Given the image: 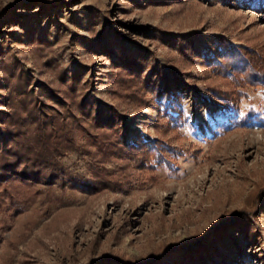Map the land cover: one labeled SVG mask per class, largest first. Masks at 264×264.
<instances>
[{
	"label": "rangeland",
	"instance_id": "374dc122",
	"mask_svg": "<svg viewBox=\"0 0 264 264\" xmlns=\"http://www.w3.org/2000/svg\"><path fill=\"white\" fill-rule=\"evenodd\" d=\"M220 35L264 44V0H0V110H9L15 75L25 70L43 102L67 86V77H78L79 97L95 112L113 107L128 142L157 139L154 123L164 111L181 116L164 135L176 162L159 165L157 180L145 170L122 188L96 190L94 160L82 149L61 158L73 181L38 183L30 202L6 197L0 180L7 198L0 209V264H87L107 254L144 260L244 206L264 180V89L247 86L234 107L212 99L209 84L221 78L202 62L220 49ZM184 40L193 59L178 47ZM121 53L149 61L142 74L150 103L137 106L112 94ZM50 102L64 114L59 102ZM249 112L254 117L246 120ZM76 135L86 140V131ZM156 264H264V206L251 229L233 227L217 248Z\"/></svg>",
	"mask_w": 264,
	"mask_h": 264
},
{
	"label": "trees",
	"instance_id": "16d2710c",
	"mask_svg": "<svg viewBox=\"0 0 264 264\" xmlns=\"http://www.w3.org/2000/svg\"><path fill=\"white\" fill-rule=\"evenodd\" d=\"M218 40L220 49L214 55H206L202 65L221 78V82L209 84L212 99L234 107L247 96V86L264 89V44H236L225 35H220ZM178 47L193 59L190 41L184 40ZM119 59L121 61L111 72L112 94L137 106L150 103L149 84L142 74L143 69L149 67V61L125 53H121ZM15 76L17 80L8 94L9 110H0L6 132V139L0 141V180L7 190L6 197L14 199L18 194L23 201L30 202L40 191L38 183H71L72 170L61 158L80 149L94 160L90 166V184L96 190L122 188L135 173H146L145 170L152 180H157L155 170L159 165L172 166L176 162V157L166 153L168 148L173 150L174 147L164 135L180 114L164 111L159 115L154 123L160 133L157 139L128 142L126 129L121 126L113 107L98 108L95 112L93 106L79 97L75 88L78 77H67V86L55 94H48L47 101L43 102L29 88L30 73L20 70ZM7 85L5 82L4 87ZM54 99L64 108L63 115L50 102ZM67 104L77 113H72ZM253 115L254 112H249L246 120ZM176 125L174 123L173 127ZM77 130L86 131L84 142L78 140ZM108 163L116 165L108 167ZM10 183L14 187L10 188ZM6 197L0 196V209ZM263 206L264 180L249 193L243 207L227 218L219 217L190 240L164 245L144 260L107 254L87 264H156L173 254L181 262L195 254L202 255L204 250L217 248L233 227L251 229Z\"/></svg>",
	"mask_w": 264,
	"mask_h": 264
}]
</instances>
